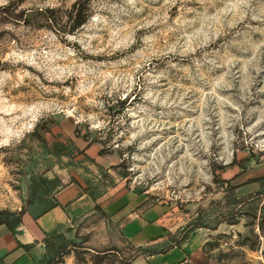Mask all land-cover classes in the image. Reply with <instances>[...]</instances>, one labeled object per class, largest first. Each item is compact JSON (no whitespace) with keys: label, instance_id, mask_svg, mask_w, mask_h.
<instances>
[{"label":"rangeland","instance_id":"1","mask_svg":"<svg viewBox=\"0 0 264 264\" xmlns=\"http://www.w3.org/2000/svg\"><path fill=\"white\" fill-rule=\"evenodd\" d=\"M75 1L0 0V219L100 171L79 155L99 143L111 184L187 222L136 247L98 209L51 236L43 264H134L197 228L203 264H264V0H90L69 32Z\"/></svg>","mask_w":264,"mask_h":264},{"label":"crops","instance_id":"2","mask_svg":"<svg viewBox=\"0 0 264 264\" xmlns=\"http://www.w3.org/2000/svg\"><path fill=\"white\" fill-rule=\"evenodd\" d=\"M79 155L85 163L99 164L100 171L77 170L74 179L59 188L53 203L39 210L31 205L21 214L14 231L0 224V264H43L46 241L55 234L74 231L78 224L101 210L124 239L136 247L159 244L183 223L176 212L164 203H153L149 196L116 179L115 155L101 153L99 143L80 146ZM92 166V165H90ZM189 220V219H188ZM202 228L191 230L180 244L142 254L134 264H203L207 262L205 244L210 239Z\"/></svg>","mask_w":264,"mask_h":264},{"label":"trees","instance_id":"3","mask_svg":"<svg viewBox=\"0 0 264 264\" xmlns=\"http://www.w3.org/2000/svg\"><path fill=\"white\" fill-rule=\"evenodd\" d=\"M89 4H90V0H76L74 2V4L71 6V8L66 11L67 19L69 22V26H68L67 30L69 32L75 31L76 29L81 27L88 20V18L90 16ZM37 14L39 15L40 19L42 20V22L44 24L43 26L49 27V28H54V27L59 25V21L57 19V10L56 9H54V8L40 9L37 11ZM100 152L102 153L103 149ZM23 212H24V210L21 211V214ZM21 214L17 218H15L11 221L8 219H0V224H5V225H7V227H9V229L14 231L15 228L21 222V218H20ZM191 230H189V231H191ZM186 236H187V234L185 236H183L175 244H177V245L180 244V242L182 240H184ZM50 238L47 239V241H46L47 246L51 242ZM48 264H50V262Z\"/></svg>","mask_w":264,"mask_h":264},{"label":"built area","instance_id":"4","mask_svg":"<svg viewBox=\"0 0 264 264\" xmlns=\"http://www.w3.org/2000/svg\"><path fill=\"white\" fill-rule=\"evenodd\" d=\"M255 151L264 158V140L258 141L256 143Z\"/></svg>","mask_w":264,"mask_h":264}]
</instances>
